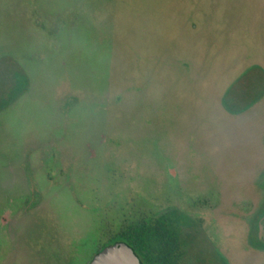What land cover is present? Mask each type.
Listing matches in <instances>:
<instances>
[{
  "label": "rangeland",
  "instance_id": "1",
  "mask_svg": "<svg viewBox=\"0 0 264 264\" xmlns=\"http://www.w3.org/2000/svg\"><path fill=\"white\" fill-rule=\"evenodd\" d=\"M10 61L0 264L160 213L184 264H264V0H0V94Z\"/></svg>",
  "mask_w": 264,
  "mask_h": 264
},
{
  "label": "trees",
  "instance_id": "2",
  "mask_svg": "<svg viewBox=\"0 0 264 264\" xmlns=\"http://www.w3.org/2000/svg\"><path fill=\"white\" fill-rule=\"evenodd\" d=\"M10 63V80L8 90L0 95V111L9 106L27 86V77L22 69L13 62ZM177 216L166 218L163 213L153 216L152 220L145 218L136 221L124 220L119 230L109 234L96 245H91L90 257L83 264H88L92 255L106 245L123 241L141 258L142 264H184L181 261L178 239L175 231L179 226ZM168 236V238H167ZM75 256L69 258L68 264H77ZM75 261V262H74Z\"/></svg>",
  "mask_w": 264,
  "mask_h": 264
},
{
  "label": "water",
  "instance_id": "3",
  "mask_svg": "<svg viewBox=\"0 0 264 264\" xmlns=\"http://www.w3.org/2000/svg\"><path fill=\"white\" fill-rule=\"evenodd\" d=\"M88 264H142L133 249L123 241H116L94 253Z\"/></svg>",
  "mask_w": 264,
  "mask_h": 264
},
{
  "label": "flooded vegetation",
  "instance_id": "4",
  "mask_svg": "<svg viewBox=\"0 0 264 264\" xmlns=\"http://www.w3.org/2000/svg\"><path fill=\"white\" fill-rule=\"evenodd\" d=\"M146 219H147V220H152V219H153V216H151V217L148 216V217H146ZM131 221H132V220H131ZM134 221H136V220H134ZM177 227H178V233L176 234V237H178V246H179V252H178V253L180 254V252H182L180 258H181V261H183V258H184L185 255H184V253H183V251H182V246H181V244H180V242H179L180 235H181L180 233L183 232V228H182V226H180V225L177 226ZM167 238H168V236H167ZM135 254H136V253H135ZM136 255H137V257L139 258V260L141 261L140 256H139L138 254H136Z\"/></svg>",
  "mask_w": 264,
  "mask_h": 264
}]
</instances>
